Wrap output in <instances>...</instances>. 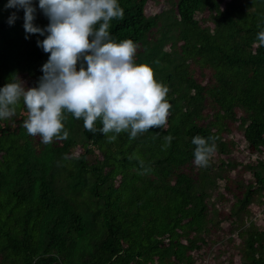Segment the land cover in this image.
Returning <instances> with one entry per match:
<instances>
[{"label":"trees","instance_id":"1","mask_svg":"<svg viewBox=\"0 0 264 264\" xmlns=\"http://www.w3.org/2000/svg\"><path fill=\"white\" fill-rule=\"evenodd\" d=\"M165 1L168 9L148 12ZM119 2L124 16L110 32L117 42L133 40L136 63L169 89L167 124L109 141L68 114V138L45 145L23 128L21 101L0 121V264H214L202 248L220 224L215 217L255 214L264 203V46L256 40L264 0ZM6 3L0 87L15 76L34 87L49 56L36 43L44 37L25 39L23 9L10 26L15 9ZM34 23H49L38 6ZM196 135L217 137L219 170L211 159L206 168L194 164ZM236 149L249 160L233 158ZM141 161L151 171L142 174ZM220 185L229 213L209 202ZM240 237L238 264H264V221Z\"/></svg>","mask_w":264,"mask_h":264},{"label":"clouds","instance_id":"2","mask_svg":"<svg viewBox=\"0 0 264 264\" xmlns=\"http://www.w3.org/2000/svg\"><path fill=\"white\" fill-rule=\"evenodd\" d=\"M37 6L49 21L44 28L34 23ZM4 8L15 9L7 19L10 26L23 9L25 39L31 34L44 37L36 43L49 56L36 86L26 87L15 76L0 87V121L15 116L22 101L27 110L23 128L45 145L68 138V114L109 141L122 132L135 139L153 127H165L171 109L169 89L154 78L150 66L136 63L138 46L133 40L117 42L110 32V22L124 16L119 0H38V5L34 0H7ZM256 40L264 46V27ZM165 139L171 143L173 138ZM216 139L192 138L197 167L209 166ZM140 163L142 174L151 171Z\"/></svg>","mask_w":264,"mask_h":264},{"label":"rangeland","instance_id":"3","mask_svg":"<svg viewBox=\"0 0 264 264\" xmlns=\"http://www.w3.org/2000/svg\"><path fill=\"white\" fill-rule=\"evenodd\" d=\"M161 7L168 9L170 7V3L167 1L164 3L153 2L148 5L147 10L151 14H156L158 11H160ZM198 17H200V15ZM165 49L170 50V45H167ZM79 152L80 147H76L75 153L77 154ZM99 157L101 156L99 155ZM232 157L236 158L237 161H243L244 163L249 160V157L243 151L237 149L234 150ZM211 160L216 166L215 171L219 170L217 166L219 165L220 161L217 155L213 153ZM245 177L252 178L253 175L249 171L246 173ZM222 189L223 187L220 185V189L217 188V190H212V196L209 198V202L212 207L218 208L217 206L219 205L222 211L229 213L232 201H221L219 192L222 191ZM215 218L220 220V224L211 234L207 235L206 244L202 249L205 250L206 253H209L210 257L212 258L211 262L214 264H232L230 262L233 258V264H238L237 259L239 260L240 255L243 252V240L240 237V232L247 229L252 223L258 224V222H261L262 220L260 221L258 218H255L253 213H242L240 216L235 217L224 216L223 218H220L217 216ZM223 257L226 258L223 259Z\"/></svg>","mask_w":264,"mask_h":264},{"label":"built area","instance_id":"4","mask_svg":"<svg viewBox=\"0 0 264 264\" xmlns=\"http://www.w3.org/2000/svg\"><path fill=\"white\" fill-rule=\"evenodd\" d=\"M254 156V155H253ZM252 156V157H253ZM255 157V156H254ZM253 157V158H254ZM263 201H264V193H263ZM255 218H258V220L264 221V203L258 208L256 213L254 214Z\"/></svg>","mask_w":264,"mask_h":264}]
</instances>
